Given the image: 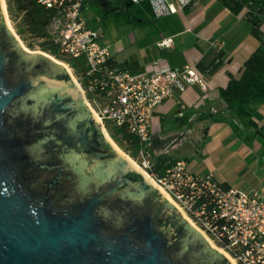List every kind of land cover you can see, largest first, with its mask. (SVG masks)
<instances>
[{
  "label": "water",
  "instance_id": "obj_1",
  "mask_svg": "<svg viewBox=\"0 0 264 264\" xmlns=\"http://www.w3.org/2000/svg\"><path fill=\"white\" fill-rule=\"evenodd\" d=\"M69 77L19 46L0 4V264H232L101 136Z\"/></svg>",
  "mask_w": 264,
  "mask_h": 264
},
{
  "label": "built area",
  "instance_id": "obj_2",
  "mask_svg": "<svg viewBox=\"0 0 264 264\" xmlns=\"http://www.w3.org/2000/svg\"><path fill=\"white\" fill-rule=\"evenodd\" d=\"M131 1L148 3L153 17L159 19L195 0ZM36 2L53 12L46 31L58 53L84 66L77 76L65 64L103 133L111 139L108 127L113 126L137 139L136 164L212 249L232 264H264V192H244L209 174H193L182 160L162 175L155 170L150 133L154 110L175 91L181 93L193 84L204 90L203 71L189 65L174 68L157 60L149 72H130L114 60L102 32L88 25L84 0ZM169 41L162 39L157 46Z\"/></svg>",
  "mask_w": 264,
  "mask_h": 264
},
{
  "label": "crops",
  "instance_id": "obj_3",
  "mask_svg": "<svg viewBox=\"0 0 264 264\" xmlns=\"http://www.w3.org/2000/svg\"><path fill=\"white\" fill-rule=\"evenodd\" d=\"M157 20L155 31L142 29L143 38L136 49L144 55L142 59L129 53L125 60L115 52L111 53L114 60L137 74L151 71L157 60L174 68L200 64L206 88L190 85L156 106L152 118L158 120L159 127L151 137L153 162L158 156L182 160L193 174H209L244 192H264V141L256 133L264 126V104L240 105L232 116L202 118L226 110L219 90L225 88L231 76L239 75L242 64L257 48L245 10L235 14L217 0H195L182 11ZM162 39L170 41L166 46H157ZM132 43L136 44L134 38ZM216 57L220 62L209 73L207 69ZM170 141L189 144V154L166 153Z\"/></svg>",
  "mask_w": 264,
  "mask_h": 264
},
{
  "label": "trees",
  "instance_id": "obj_4",
  "mask_svg": "<svg viewBox=\"0 0 264 264\" xmlns=\"http://www.w3.org/2000/svg\"><path fill=\"white\" fill-rule=\"evenodd\" d=\"M232 13H239L245 10V16L251 27V34L257 39V48L249 55L242 64L237 77L231 76L225 88L219 90V97L225 102L224 112L209 113L202 118L218 119L224 115L232 116L233 110L244 104H264V31L261 25L264 24V0H217ZM110 3L112 10L106 11L101 4ZM86 12H92L99 23L104 25L109 19L119 20L122 23L131 24L134 27L154 26L158 28V20L151 13L150 6L146 2L133 3L131 0H84ZM114 6L121 9L115 11ZM9 13L14 12L15 17L20 18L21 29L18 33H26L30 38L36 40L40 50L53 56L59 61L68 64L79 76L84 72V66L78 59H69L60 55L56 47L51 43L47 35V25L53 15L51 10L45 9L37 4L36 0H7ZM219 59L213 61L207 69L210 73L214 71ZM197 68L201 71L204 68L200 64ZM111 139L131 158L135 159L138 151L137 139L126 133L122 128L108 127ZM257 135L264 141V126L256 131ZM176 161L167 160L160 156L155 158V170L162 175L164 170L172 166ZM225 185V184H224Z\"/></svg>",
  "mask_w": 264,
  "mask_h": 264
},
{
  "label": "rangeland",
  "instance_id": "obj_5",
  "mask_svg": "<svg viewBox=\"0 0 264 264\" xmlns=\"http://www.w3.org/2000/svg\"><path fill=\"white\" fill-rule=\"evenodd\" d=\"M112 1H114V0H112ZM3 2H4V8H5V11H6V17H7L8 21H9V24H10L12 30H13V33L16 35V37L29 50H31V51H41L40 47H39V44H38V42L36 40L30 38L29 35H27L26 33H22L21 35L18 33V30L21 29V24H20V21H19L20 18L19 17H15L13 11H11V13H9L8 8H7V0H3ZM1 9H2V7H1ZM2 13H3V10H2ZM87 17H88V25L90 27H93L94 29H97L98 31L102 32V40H103L104 44L108 46L110 52L111 53H115L116 52L118 57H120L122 59H125V60H127L126 57L129 56V53H136L135 56L136 57H141V59H142V57L144 55L141 54L138 50H136L137 47H138L137 45H138V43L140 41V38H143V36L141 35V34H143L142 31L143 30H147V32H148V30H150V31L151 30H153V31L156 30V28H154V26H151V25L142 26V27H134L131 24L122 23L119 20L115 21V20H112V19H109L108 21L105 22L104 25H102V24L99 23V20L97 19V17L92 12H88L87 13ZM3 18H4V14H3ZM4 21H5V18H4ZM5 24H6V22H5ZM10 33L15 38V36L13 35V33L11 31H10ZM133 38H134L136 44L132 43V39ZM41 52H43V51H41ZM44 53H46V52H44ZM60 62H62V61H60ZM62 63H64V62H62ZM61 67L67 73V75H69L68 72L66 71V68H64L63 66H61ZM154 119L155 118H152V120H151V126H150L151 136L153 134H155V128L159 127L158 120L154 121ZM173 140H176V139H173ZM111 141L115 144V142L112 139H111ZM152 144H153V141H152ZM115 145L122 153H124L134 163H136L135 160L133 158H131L128 154H126L123 151L122 148H120L117 144H115ZM172 145H174L175 147H173L172 149L167 148V147H170V146L172 147ZM166 149H167L166 153H170V154H172L174 156H182V155L189 154L190 147H189V144L185 145L182 142L174 144V143H172L170 141V142H167Z\"/></svg>",
  "mask_w": 264,
  "mask_h": 264
},
{
  "label": "bare ground",
  "instance_id": "obj_6",
  "mask_svg": "<svg viewBox=\"0 0 264 264\" xmlns=\"http://www.w3.org/2000/svg\"><path fill=\"white\" fill-rule=\"evenodd\" d=\"M1 2H0V4H1V7H2V10H3V14H4V18H5V22H6V25H7V27H8V29L13 33V30H12V28H11V26H10V24H9V21H8V19H7V17H6V11H5V8H4V2H3V0H0ZM13 35L15 36V38H16V40H17V43L19 44V46L25 51V52H27V53H29V54H33V53H35V54H40V55H42V56H44V57H46V58H48L50 61H52L53 63H55V64H58V65H61V66H63L64 68H66L67 69V67H66V65L64 64V63H62V62H60V61H58V60H56L54 57H52V56H50L49 54H47V53H44V52H41V51H31V50H29L28 48H26L25 47V45L16 37V35L13 33ZM73 83H75L74 82V80H73ZM95 118V117H94ZM97 120V119H96ZM107 136V135H106ZM108 137V136H107ZM110 138L108 137V141L111 143V145L114 147V149L119 153V155L120 156H122L125 160H127V162L132 166V167H134L135 169H137V170H139L147 179H148V177L146 176V174L139 168V166L136 164V163H134L128 156H126L124 153H122L117 147H116V145L111 141V139L109 140ZM149 180V179H148ZM153 185H154V183L151 181V180H149ZM167 200L169 201V203L170 204H172L171 203V201L167 198Z\"/></svg>",
  "mask_w": 264,
  "mask_h": 264
},
{
  "label": "flooded vegetation",
  "instance_id": "obj_7",
  "mask_svg": "<svg viewBox=\"0 0 264 264\" xmlns=\"http://www.w3.org/2000/svg\"><path fill=\"white\" fill-rule=\"evenodd\" d=\"M101 6L106 10V11H110V10H112V6H111V4L110 3H107V2H103L102 4H101ZM114 8H115V11H118L119 9H121V7H119V6H114ZM68 68L66 69V71L68 72ZM73 80V79H72ZM75 84V83H74ZM76 85V84H75ZM81 102H82V104L85 106V107H87L86 105H85V103L83 102V99H82V96H81ZM88 108V107H87ZM100 130H101V128H100ZM91 135H92V137H95L96 136V131H95V129H92V131H91ZM101 136L104 138V139H106L107 141H108V137L103 133V131L101 130ZM110 140V139H109ZM109 142V141H108ZM111 144V143H110Z\"/></svg>",
  "mask_w": 264,
  "mask_h": 264
}]
</instances>
